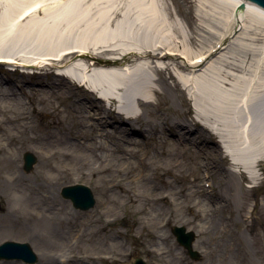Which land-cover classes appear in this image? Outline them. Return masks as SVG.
Instances as JSON below:
<instances>
[{"label":"bare ground","instance_id":"bare-ground-1","mask_svg":"<svg viewBox=\"0 0 264 264\" xmlns=\"http://www.w3.org/2000/svg\"><path fill=\"white\" fill-rule=\"evenodd\" d=\"M209 5L226 15L216 32L196 42L179 34L183 28L158 0H0V66L9 62L27 71L42 66L39 77H52L24 91L0 81V181L15 187L13 198L20 203L0 208L7 216L16 213L24 225L36 221L26 229L36 233L31 241L39 264H55L49 242L69 248L70 230L55 226L54 202L62 179L73 175L102 178L106 201L116 207L101 211V218L140 200V213L156 216L159 212L145 206L162 200L172 216L182 197L159 194L154 175L164 164V173L182 164L180 147L193 148L196 156L204 155L202 172L219 185L207 193L202 181H194L185 195L203 197L198 210H188L201 222L198 235L210 232L219 213H231L237 189L248 196L242 178L252 189L260 185L254 170H264V40L251 31L253 23L264 26V7L250 0H204L203 7ZM242 29L243 38L231 41ZM195 45L202 48L197 54ZM169 99L187 109L175 116ZM34 113L51 117L57 133L30 136ZM143 138L153 144L139 155ZM27 147L38 152L50 174L21 172ZM134 174L126 186L123 181ZM228 232L216 243L228 247L238 240V232ZM228 253L234 255L231 261L223 257L224 264H238L237 253Z\"/></svg>","mask_w":264,"mask_h":264},{"label":"rangeland","instance_id":"rangeland-1","mask_svg":"<svg viewBox=\"0 0 264 264\" xmlns=\"http://www.w3.org/2000/svg\"><path fill=\"white\" fill-rule=\"evenodd\" d=\"M158 2L161 6L166 5L169 7L168 10L170 13L172 12L170 19L172 22H178L183 28V32H179V34L189 35L196 42L208 39L209 31L216 32V26L224 19L223 15H226L221 14L219 16L218 11L212 5L204 8V0H158ZM245 22H248V20ZM253 26L252 37L264 40V26L261 23H253ZM243 32L244 29L238 31L231 41L243 38ZM261 46L262 44H259V47ZM200 50L202 48L197 45L192 48L195 54ZM14 69L11 66L6 68L0 66V81L5 86L8 84L12 88L24 91L38 88L36 84L39 81H52L51 76L42 75V77H39L41 76L39 73L24 74L22 72L23 68L17 71H14ZM258 83H252L255 89L258 87ZM242 86L247 88L244 83ZM248 86V90H251V83ZM164 97L168 98V95L164 94ZM169 102L176 109L175 116L180 115L183 109H187L173 99H169ZM56 103L59 104V102ZM30 116L36 125L30 136L40 138L52 131L55 134L57 133L56 129H52L51 117H45L37 113ZM142 140V145L136 151L139 155L148 154L153 144V141L149 143L146 138ZM112 143L116 142L111 140V145L114 146ZM19 144L26 147L23 141ZM155 145L160 146V144ZM33 150L31 147H27L22 153L23 166L21 172L26 176L35 175L38 172H41L42 175L50 174L46 165L40 162L38 152ZM26 152L33 154L36 158L33 168L29 171L24 168V154ZM195 154L193 148L180 147L178 161L182 164L178 168H174L171 173H164V169L167 168V165L164 164L161 166V170L154 175L153 182L158 183L159 189L156 191L159 194L182 197L178 213L172 216L168 214L169 206L161 200L153 206H145L149 211L159 212V214L156 216L154 214L150 218L140 213L139 209H142L144 205V202L140 200L133 207L127 206L121 209L120 214L117 216L111 215L101 218L99 215L101 211H110L116 207V204H109L106 201L105 192L107 191L102 178L98 179L92 176L79 178L77 175H73L71 179H62L63 186L58 191L57 202H54L58 210L56 219L58 225L55 226L70 230L67 234L69 248L66 246L68 244L61 247L54 245V240L49 242L48 252L51 261H53L51 256L55 255V264H133L136 257H142L149 264H224L225 258L228 261L232 260L234 254L228 253V250H233V253H237L236 262L238 264H264V170H254L259 178L260 185L258 188L252 189L249 180L242 178L243 187L249 190L248 196L243 195L237 189L236 203L232 207L231 213L227 211L219 213V218L210 222V232L198 235L201 222L194 220V216L188 210L189 207L193 206L195 210H198L200 205H196V203L203 197L193 196L186 199L185 195L191 189L190 186L194 181H202L203 189L207 193L211 190V185L215 191L219 189V185L217 180H213V178L202 172L204 169L201 168V165L203 164L204 155L199 154L196 156ZM135 173L138 174L137 171ZM136 174L124 180V184L129 186L131 178ZM164 180L166 181L164 182ZM138 183L136 182L137 185ZM75 184L86 185L91 189L96 200L93 208L86 211L75 209L72 202L62 196L64 187ZM16 191L15 187H7L0 181V206H5L7 210L20 206L19 201L13 198ZM116 199L120 203L124 202L122 199ZM186 204L187 207H185ZM240 208L243 211H240ZM17 217L16 213L7 216L6 211L0 208V244L5 241L29 243L36 252L35 244L31 241L35 238L36 233L26 229V226H35L36 221L24 225L16 220ZM174 227H185L187 232L195 234L193 250L198 253V258L193 259L188 251L177 242L172 233ZM228 231L238 232V240H230L227 243L229 244L228 247L222 242H220L221 245L217 244L216 239L226 238L229 235ZM201 238L206 240L202 246L198 244ZM160 252L164 253L161 257L159 256ZM37 255L39 261L35 264H39L41 260L40 255L38 253ZM65 255L73 256L72 260L74 261L67 263L61 261V257H65ZM219 255H221V258H219ZM0 264L24 263L3 260L0 261Z\"/></svg>","mask_w":264,"mask_h":264},{"label":"water","instance_id":"water-1","mask_svg":"<svg viewBox=\"0 0 264 264\" xmlns=\"http://www.w3.org/2000/svg\"><path fill=\"white\" fill-rule=\"evenodd\" d=\"M255 4L264 7V0H250ZM25 168L31 170L36 159L28 153L25 155ZM63 195L66 198H70L75 207L87 210L95 205V199L92 191L84 185H75L66 187L63 189ZM173 233L176 235L178 242L184 246L193 258H197V253L192 250V243L195 235L192 232L186 233L184 227H176L173 229ZM0 258L5 259H22L27 263H34L37 261V256L28 244H19L16 242H7L0 246ZM134 264H148L143 259L137 258Z\"/></svg>","mask_w":264,"mask_h":264}]
</instances>
